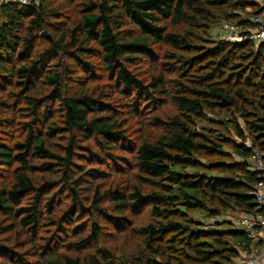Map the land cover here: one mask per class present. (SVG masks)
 Here are the masks:
<instances>
[{"label": "trees", "instance_id": "obj_1", "mask_svg": "<svg viewBox=\"0 0 264 264\" xmlns=\"http://www.w3.org/2000/svg\"><path fill=\"white\" fill-rule=\"evenodd\" d=\"M52 1L0 7V175L7 180L0 182V216L9 223L0 235L19 230L33 253L29 262L0 242V264H240L235 244L249 249L247 234L223 225L200 231L191 214H264L247 195L257 176L246 145L264 151V41L209 36L223 18L234 22L235 12L256 14V7L244 0ZM206 33L214 44L207 50ZM150 58L155 74L133 71ZM78 73L86 82L77 88ZM97 73L109 83L108 95L89 91ZM139 98L146 105L169 98L176 114L153 117L162 133L136 143L120 122L138 115ZM19 103L26 122L10 112ZM207 113V125L223 118L214 126L236 141L199 133ZM223 147L240 161L198 174L195 158L207 161ZM231 153L223 157L231 161ZM104 161L117 166L122 182H136L123 186L125 196L97 182L109 173L86 168ZM129 164L136 173L122 174ZM144 208L154 220L135 228ZM105 229L136 241L138 253L120 259L100 246L112 237Z\"/></svg>", "mask_w": 264, "mask_h": 264}, {"label": "rangeland", "instance_id": "obj_2", "mask_svg": "<svg viewBox=\"0 0 264 264\" xmlns=\"http://www.w3.org/2000/svg\"><path fill=\"white\" fill-rule=\"evenodd\" d=\"M50 3H52V5H53L54 2L51 0ZM50 22H52V21H50ZM218 35H219L218 34V27L217 26L211 27V29L209 31V36L211 37V40L213 42H216ZM207 37H208V33H206L205 35H202V40H207V42L202 43V46L205 48V50L211 49L214 46V44L211 43L209 41V39H207ZM232 43H240V42H232ZM254 50H253V52L255 53ZM149 60H150V62L148 63L147 61H149ZM149 60H146V61L141 60L140 63L137 64L136 69H133V71L141 77H149V76H152L153 74H155L154 69H153V67H155V60H154V58H150ZM76 76H77L76 79H74V81H72V82L73 83L76 82V85H78L77 86V88H78L81 85L80 81L84 80V82H86V80L83 79L82 73H78V74H76ZM95 76L98 79V77L100 75H98V73H97ZM105 84H106V88L104 89ZM108 86H109V83L105 79L104 80L98 79L95 83L89 85V91L92 94H94V97L96 95H98L96 92H100L102 90H104V93L108 95V90H109ZM169 93H171V92L169 91ZM104 98H105V101H107V100L111 99L112 97L105 96ZM139 101L140 102H139V108H138V113H137L138 115L134 116V117L133 116L125 117L126 119H124L123 121L120 122V125H122V129L125 130V135L129 139H132L133 141H135L136 143H139L140 141H143V140L151 141L152 139L158 137L162 133V131L159 128L154 126V124L152 122V120L154 118L166 121L171 116L176 114L175 104L173 102H171V100L169 98L158 100L155 104L148 103L147 105H146V102H147L146 99L142 100L141 98H139ZM21 108H25V106H21L20 103L15 104V108H13V109L10 108V112H11V114H14L16 116L17 122H20V121L26 122V120H24L26 117L21 115L20 111L17 112ZM15 110L17 113H15ZM7 116H10L12 118L11 115H7ZM122 118H123V116H122ZM210 118H212V115L210 113H207L206 118H205L206 122L198 121V122L202 123L203 126L197 125L195 127V129L201 134L203 132H206V134L208 136H212V137L218 136V138H221V139L225 138V139H229L231 141H236L237 138L233 134V132H231L229 135L222 136L221 135L222 131L218 127L214 126V124L216 123L215 121H220L223 118L220 119L217 117L214 121L211 122L212 126L207 125V123L210 121L209 120ZM234 120H236V122L240 126H243V121L241 118L234 119ZM15 136H17L18 140L23 139V132L19 129V127H16V129H15ZM4 139H6V137H4ZM92 147L94 148V146H92ZM97 150L98 149L95 147L94 151H97ZM221 152L223 154L219 153L217 156H215V157L213 156L207 161L200 158V157L195 158L196 161H199L200 167L202 168L201 170L197 171L198 174H201L204 171H206L209 168V165H211V164H216V163L233 164L236 161H240L237 156H234L231 153L232 151L228 147H223ZM230 153L233 155L231 161L229 159H226L223 157L225 154H230ZM118 154L122 158H129V156H130L129 154L123 153V152H118ZM87 163H89V161H87ZM103 164H99V165L93 164V165H89L86 168H90L93 166L96 170H100L101 172H104V173H106V172L109 173L110 178L107 181H105V179H101L100 181H97V182L100 184L104 183L103 189L106 188L107 190L116 191L118 197L125 196L123 191H125L126 189L123 186L125 184H131V185L136 184V182L133 179H131V177H130V181H128L126 183L122 182L121 179H118L117 177H115L116 173H114V169L115 170L118 169L117 166H113L112 164H109L106 161H104ZM110 166H111V168H110ZM200 167H199V169H200ZM134 173H136V170L131 166V164H129V166L125 165V170L123 171L122 174H127V175L131 174L132 175ZM5 175L6 174L4 172L1 173L0 182L2 181L4 183L5 181H7ZM109 176L107 175L106 178ZM93 185H97V183H95ZM173 196L179 198L177 201L178 202L177 208H179L180 211H182L186 214L187 211L183 207V203L180 200L181 194L174 193ZM27 198H29V197H27ZM106 202H107V199L105 200L104 204H106ZM23 203H25V201H23ZM192 211H194V212L191 214V217L194 218L197 222H200L205 218L203 211L195 210V208ZM150 213L151 212H150L149 208H144L133 219L134 227L138 228V227L145 226L148 223L152 222L154 219H152L153 217L151 216ZM8 224H9L8 221L5 222V220L0 216V226L2 227V229L6 228V226ZM104 232H107L108 235H112V237L106 238L108 240L105 243L103 241L99 242L100 246L105 247L108 250H110L114 256H117L120 259L121 258L128 259V258H132V256L135 253H138L137 252V250H138L137 242L136 241L130 242L128 240V236L125 237L124 235H118L119 236L118 237V236L113 235L112 230H107V229H105ZM103 238H105V236H103ZM0 242L3 243L4 246L10 247L12 250H17L19 253L26 255L28 257L29 262L32 261V259L30 258L33 256V253L31 252V250H32L31 246L29 245V242L24 238V235L21 232H19V230L10 232L9 229H7L5 232H3L0 235ZM70 255L73 256L74 254H70ZM261 264H264L263 261L261 262Z\"/></svg>", "mask_w": 264, "mask_h": 264}, {"label": "built area", "instance_id": "obj_3", "mask_svg": "<svg viewBox=\"0 0 264 264\" xmlns=\"http://www.w3.org/2000/svg\"><path fill=\"white\" fill-rule=\"evenodd\" d=\"M41 1L0 0V7L6 5L29 6ZM244 1L252 3L258 13L252 14V10L248 9L245 12H235L238 19L234 22L225 18L220 20L217 26L219 35L216 42L249 41L254 45H259L264 41V0ZM246 145L252 149L247 164L257 176V181L250 184L247 195L251 196L256 205L264 210V151L252 147L249 143ZM222 225L233 231L245 232L248 236L249 249L244 242L235 244V249L239 254L238 262L240 264H261L264 259V214L257 213L250 216L245 213H221L205 217L199 222L198 228L200 231H220Z\"/></svg>", "mask_w": 264, "mask_h": 264}, {"label": "water", "instance_id": "obj_4", "mask_svg": "<svg viewBox=\"0 0 264 264\" xmlns=\"http://www.w3.org/2000/svg\"><path fill=\"white\" fill-rule=\"evenodd\" d=\"M40 35L46 39H50V35L46 31H42Z\"/></svg>", "mask_w": 264, "mask_h": 264}, {"label": "crops", "instance_id": "obj_5", "mask_svg": "<svg viewBox=\"0 0 264 264\" xmlns=\"http://www.w3.org/2000/svg\"><path fill=\"white\" fill-rule=\"evenodd\" d=\"M262 261H263V263H264V259H263ZM262 261H261V262H262Z\"/></svg>", "mask_w": 264, "mask_h": 264}]
</instances>
